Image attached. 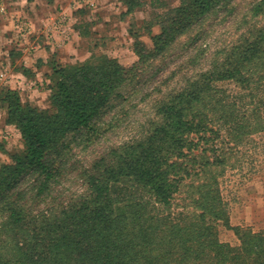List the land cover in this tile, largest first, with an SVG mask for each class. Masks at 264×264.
Here are the masks:
<instances>
[{
	"label": "rangeland",
	"instance_id": "rangeland-1",
	"mask_svg": "<svg viewBox=\"0 0 264 264\" xmlns=\"http://www.w3.org/2000/svg\"><path fill=\"white\" fill-rule=\"evenodd\" d=\"M193 1L175 0L168 7L167 0H139L127 12L124 0H0V98L7 89L16 90L21 102L35 106L26 98L30 87H43L44 106L36 108L53 112V73L38 61L52 62V51L76 36L88 52L65 66L106 56L132 67L98 109L92 127L69 131L64 147L47 154L58 171L48 189L38 195L40 178L30 172L0 195V258L24 249L31 224L59 218L91 197L92 181H105L110 169L121 170L127 146L162 135L170 118H183L192 128L181 134V153L171 147L166 153L170 127H165L164 165L183 162L188 173L170 203L156 205L152 213L163 225L192 236L194 246L207 244L194 237L196 228L202 237L230 247L264 228V0H211L203 6ZM182 4L188 5L186 23L154 46L160 23L180 15L176 8ZM7 124L16 128L21 144L6 151L0 166L11 153L25 150L17 126ZM133 182V176L120 175L108 192L121 196ZM13 210L27 221L13 224ZM246 210L253 218L236 225L237 214Z\"/></svg>",
	"mask_w": 264,
	"mask_h": 264
},
{
	"label": "trees",
	"instance_id": "trees-1",
	"mask_svg": "<svg viewBox=\"0 0 264 264\" xmlns=\"http://www.w3.org/2000/svg\"><path fill=\"white\" fill-rule=\"evenodd\" d=\"M138 1L124 0L126 11H131ZM209 1L201 0L199 5ZM187 8V4L180 5L176 8L180 15L160 23V32L152 36L154 46L169 41L175 26L186 23ZM114 60L99 56L77 65L54 66L51 113L21 102L16 90L4 92L0 105L6 103V122L17 126L25 150L11 153L10 161L0 166V195L30 172L40 178L38 195L49 188L58 171L46 159L47 154L64 147V136L69 131L91 128L98 109L132 70ZM166 126L170 127L166 153L170 147L181 153V134L192 124L183 118H170L160 130L162 135L127 146L120 160L121 170H108L105 181L95 178L91 197L63 210L59 218L44 220L39 226L31 224V236L27 243L21 242L24 249L4 254L0 264H264V228L248 232L238 247L202 237L201 228H196L194 237L207 244L194 246L192 236H186L181 229L176 231L172 224L163 225V219L152 213L156 205L170 203L181 177L188 173L183 162L164 165L167 157L162 152V142ZM120 175L133 176L137 183L125 188L123 195L112 197L109 185ZM137 190L140 194H136ZM144 194L149 195L147 200H136ZM147 206L151 209L147 210ZM9 218L13 224L27 221L21 211H11Z\"/></svg>",
	"mask_w": 264,
	"mask_h": 264
},
{
	"label": "crops",
	"instance_id": "crops-1",
	"mask_svg": "<svg viewBox=\"0 0 264 264\" xmlns=\"http://www.w3.org/2000/svg\"><path fill=\"white\" fill-rule=\"evenodd\" d=\"M62 2V1H71V0H54L53 3L56 2ZM175 0H167L168 7H171L172 3H174ZM64 6H67V3L64 4ZM98 22V24H105V21H96V23ZM81 37H74L71 41H64L63 43H61L55 50L52 51V56H54L52 62H42L41 59H39V63H40V67L45 68L46 71H49V73H52L54 66L56 67H63L65 66L68 62L72 61V60H82L86 57V54L88 52V47H85V45H82L83 41L81 42ZM50 45H45L44 49L48 50ZM55 53V54H54ZM54 54V55H53ZM41 60V62H40ZM36 61V60H35ZM35 61H31V64L33 66V68H35L36 70H39V68H36V64ZM67 62V63H66ZM39 76V73H38ZM47 76V74H44V77ZM43 84V83H42ZM30 89L33 91L32 93H30L29 96H27V100L30 101V103H32L35 106H44V103L40 104V99H39V95H46V92L44 91V88H37V87H30ZM6 108L0 109V164L4 161H6V159L8 158L6 151H9L11 149L14 148H19L20 147V135L17 132L16 128L11 125V124H7L6 123ZM7 131L9 132L8 134H10L9 136H4L3 132ZM263 199V198H262ZM263 203V202H262ZM259 204L260 206H263V204ZM236 217H240L239 220H237L235 223L236 225H239L240 222L244 219H252L253 215H250L249 211L244 213V214H240L238 213ZM249 220V221H250ZM261 230V229H259ZM257 230V231H259Z\"/></svg>",
	"mask_w": 264,
	"mask_h": 264
}]
</instances>
